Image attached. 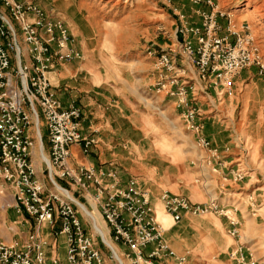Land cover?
<instances>
[{"label": "built area", "instance_id": "1", "mask_svg": "<svg viewBox=\"0 0 264 264\" xmlns=\"http://www.w3.org/2000/svg\"><path fill=\"white\" fill-rule=\"evenodd\" d=\"M206 1L212 9L201 13V25L187 24L185 15H180L179 31L185 38L175 49L158 55L156 61L161 77L165 71L175 73L167 77L169 82H164L159 91L177 99L187 126L197 135L201 147L209 146V142L202 134L200 109L193 104L198 90L196 81L203 80L218 88L229 84L231 77L243 68L258 65L264 69V58L255 37L233 27L229 28V34L234 40L221 34L218 17L225 13L213 0ZM73 41L67 23L41 5L33 1L0 0V193L4 192V184L9 185L17 210L34 217L39 225L60 221L59 233L66 236L69 264H104L102 252L79 216L78 202L58 191L48 192L45 182L38 177L32 148L40 135L41 112L49 132V160L42 159L50 181L58 188L56 178L62 179L91 194L109 232L128 248L133 264H161L162 260L175 256L165 238L167 228L160 214L170 216L174 223L187 213L223 215L233 225L228 233L239 236L238 220L217 199L194 202L170 191L156 197L135 178L123 183L115 169L71 164L73 145H80L82 152L89 154L95 144L94 138L82 133L80 109L74 105L63 107L52 90L50 73L60 63L81 58ZM23 43L27 46V61L23 57ZM179 57L184 62L183 70L195 74L193 79L178 74ZM244 177V168L238 169L235 179ZM37 238L31 234L23 247L0 240V264H47L45 243ZM149 245L152 249L145 253ZM231 257L235 264H264L242 243L231 251ZM177 260L183 264L185 258Z\"/></svg>", "mask_w": 264, "mask_h": 264}, {"label": "rangeland", "instance_id": "2", "mask_svg": "<svg viewBox=\"0 0 264 264\" xmlns=\"http://www.w3.org/2000/svg\"><path fill=\"white\" fill-rule=\"evenodd\" d=\"M23 1H33L41 5L55 17L70 22L75 31L83 33L88 40V49L96 52L89 64L100 68L97 71H101V74L98 72L101 78L111 81L110 84H120L123 88L127 95L128 115L132 113L137 125L142 128L135 133L127 132V139L136 140L137 143L141 140V151L126 154V167L137 162L150 167L157 166L165 178L167 174L164 170L168 167L169 176L179 178L177 184L187 187L188 194L192 193L190 197H200L202 202L211 198L219 202V198L213 196L220 190L243 191L237 188L246 186L251 176L254 177L253 180L259 179L247 191L254 192L261 186L255 192L256 196L261 197L258 202L261 204L258 207L260 212L255 216V210L254 214L251 212V215L244 219L240 218L242 223L237 224L240 235H229L239 241L232 250L242 243L253 250L255 257L264 262V69L258 65L243 68L231 77L229 84L218 88L201 80L202 87L198 90L199 95L195 96L198 98L194 97L193 104L200 109L202 120L199 121L203 125L202 134L209 142L207 147L199 146L197 135L188 128L177 100L175 103L165 92L159 91L164 82H169L167 77L175 73L165 71L161 77V72L156 67L157 57L175 49L178 42L185 38L179 31L182 24L179 16L185 15L184 22L187 24L201 25V13L211 11L212 6L206 0ZM213 2L225 13L219 16L221 34L230 35L229 28L233 27L241 33L253 35L264 58V0ZM249 9L255 10L249 12ZM190 37L195 40L193 35ZM24 45L26 44L23 43V57L24 61H27ZM82 56L81 53V58ZM177 60V71L180 72L178 74L187 76L188 80L193 79L191 70H183V59L179 57ZM262 62L264 63V60ZM43 118L41 115L42 132L46 136ZM35 129L34 124V134ZM216 149L218 155L211 156L210 151ZM45 155L49 158L48 153ZM163 160L168 162V165L162 163ZM125 166L121 168L126 170ZM239 168H244L245 177L242 180L235 179ZM45 174L47 191L64 194L50 181L46 171ZM137 175L143 178V186L150 189L149 177H146V174L140 176L136 173ZM56 181L97 216L98 223L104 231L106 230L108 239L116 245L125 264H131L128 248L109 232L100 212L98 211L99 215L94 212L97 210L95 201L91 197H84L83 192L74 190L65 180L56 178ZM0 196H4L3 192ZM224 207L230 209L229 206ZM76 208L86 232L102 252L104 264H119L111 248L95 230L92 219L80 205L76 204ZM3 209L0 203V215ZM212 214L208 213L210 216ZM160 217L166 219L163 214H160ZM2 222L0 218V224ZM166 222L170 225L172 218L169 217ZM232 227L230 224L229 229ZM61 253L66 259V249H62Z\"/></svg>", "mask_w": 264, "mask_h": 264}, {"label": "crops", "instance_id": "3", "mask_svg": "<svg viewBox=\"0 0 264 264\" xmlns=\"http://www.w3.org/2000/svg\"><path fill=\"white\" fill-rule=\"evenodd\" d=\"M68 23L67 25H70L69 29L74 40L73 45L83 56L81 59L60 63L56 70L50 73L52 90L63 107L74 105L80 109L82 133L95 139V144L89 154H84L78 144L71 147V164L74 166L84 164L105 170L115 169L118 171L123 183L135 178L142 187H144L143 178L138 177L139 175L136 176V173L140 174V176L146 174L145 176L149 177L151 181L149 182L151 187L149 190L154 196H159L163 191H170L185 195L193 201L202 202L200 197H190L192 193L188 194L187 187L177 184L180 181L179 178L174 179L169 176L168 167L167 170H164L165 174H167L165 178L162 177L163 175L160 174L157 166L150 167L141 162L133 163L129 167L125 166L127 153L141 151V140L137 143L136 140L127 139V132L135 133V131L138 129L142 130V128L137 125L132 113L128 115L127 95L123 88L119 86L120 84H110L111 81L101 78V71H97L100 68L97 65L89 64L96 52L88 49V40L85 35L80 31H75L72 24ZM230 39L234 40L235 38L230 35ZM24 46L27 50V46ZM27 58L29 57L27 56ZM196 83H198L196 84L198 90L201 89V83L199 81H196ZM198 90L195 91L196 96L199 95ZM166 96L175 100L176 103L177 99L174 96L169 94H166ZM179 110L182 111L180 107ZM134 113H136V110ZM41 115H39L38 122L39 140L36 136L35 144L32 148V160L37 168L38 177L45 182L47 181L45 174L46 165L41 159L39 143L41 139V148L45 154L48 153L49 155L50 140L45 117L43 118V125L45 126L46 136L43 135ZM200 120H202L201 117ZM210 152L211 156L218 155L217 149ZM167 160L170 161L169 158ZM162 163L168 165V162H164V160ZM123 165L126 170L121 168ZM176 179L177 181H175ZM253 179L254 177L251 176L246 186L241 189L237 188V190L243 191L227 192L226 190H220L213 196L219 198L221 205L230 207L229 210L232 216L238 220L239 224L242 223L240 218L244 219L246 216L251 215V212L253 213L257 210L255 211L256 216L261 210L258 209L261 206L260 203L258 204L261 197L255 195L256 190L261 188V186L255 189L254 192L249 193L247 191L259 180ZM73 189L79 193L83 192L76 188ZM68 192L71 195L70 191ZM3 194L4 196H0V203L4 208L2 215H0L3 221L0 224V240L23 247L29 242L30 235L35 234L38 237V241L45 243L43 247L48 258L47 264H65V261L69 264L67 255L66 259L61 256L62 249L67 251V240L65 235L59 233L61 229L60 221L55 224L39 225L34 217L24 211L19 212L17 210L13 190L9 185L4 184ZM82 195L86 198L91 197L88 192H83ZM96 209L100 212L98 207ZM165 217L168 219L170 216ZM166 219L162 218L163 224L167 228L165 238L174 250L175 256L162 260L161 264H179L177 257L185 258L183 264H234L230 257V251L239 241L229 235L230 223L224 216L187 213L180 222H172L170 225L167 224ZM151 249L152 245L147 246L145 253H148ZM131 264H133L132 260Z\"/></svg>", "mask_w": 264, "mask_h": 264}, {"label": "bare ground", "instance_id": "4", "mask_svg": "<svg viewBox=\"0 0 264 264\" xmlns=\"http://www.w3.org/2000/svg\"><path fill=\"white\" fill-rule=\"evenodd\" d=\"M257 9V8H256ZM253 10L255 9H249L248 11L249 12H253ZM259 12V11H258ZM251 15V14H250ZM255 15V14H254ZM258 16V14H257ZM41 140V139H40ZM42 144H41V141L39 143V148H40V154H41V157L44 158L45 160H49L48 157L45 155V153L43 152V149L41 148ZM58 189H60L64 194L68 195L69 197H71L73 200H75L76 202H78V204L83 208L84 212L92 219L93 221V226L95 228V230L101 235L103 241L105 243H107V245L111 248V250L113 251L114 253V257L117 259L118 263L119 264H125V261L124 259L122 258V256L120 255L116 245L110 241L111 239L109 238L108 239V236H107V232L106 230L104 231L103 227L98 223V219H97V216L92 212L90 211L84 204H82L81 202L77 201L74 197H72V195L69 194L68 190L63 188L61 185H58ZM94 212L97 213V215H99V212L97 210H95Z\"/></svg>", "mask_w": 264, "mask_h": 264}]
</instances>
